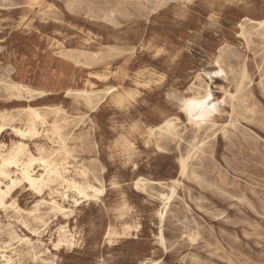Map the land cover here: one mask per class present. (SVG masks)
Here are the masks:
<instances>
[{"label":"rangeland","instance_id":"obj_1","mask_svg":"<svg viewBox=\"0 0 264 264\" xmlns=\"http://www.w3.org/2000/svg\"><path fill=\"white\" fill-rule=\"evenodd\" d=\"M263 17L264 0H0V112L16 125L29 104L48 112L50 121L57 108L83 117L63 128L72 151L69 170L73 176L87 168L90 180H101L107 191L100 202L71 207L72 250L52 245L63 217L51 218L46 229L33 222L25 227L13 212L0 211V242L14 231L35 246L34 252L18 248L22 255L14 264H264V40L253 30L242 39L238 28L244 18ZM61 46L99 58L84 69L60 57ZM221 49L234 72L226 80L214 76ZM244 66L249 79L235 110L227 104L217 127L193 129L180 112L186 101L176 98L190 96L188 88L203 72L214 76L207 82L221 103L224 90L235 93ZM91 74H109V84ZM87 80L96 89L134 93V99L118 104L108 98L93 112L65 95ZM14 83L51 94L12 97L7 88ZM174 116L180 118L176 140L150 136V128ZM45 135L29 142L33 152L57 149ZM195 137L207 144L180 178L179 159ZM18 140L10 128L2 137L7 146ZM140 178L180 182L162 227L161 188L140 192L134 186ZM16 198L24 210L39 200L28 189ZM124 221L139 224V231L123 235ZM109 227L119 234L112 245L105 241ZM36 228L42 235L32 232Z\"/></svg>","mask_w":264,"mask_h":264},{"label":"bare ground","instance_id":"obj_2","mask_svg":"<svg viewBox=\"0 0 264 264\" xmlns=\"http://www.w3.org/2000/svg\"><path fill=\"white\" fill-rule=\"evenodd\" d=\"M183 1L189 3L193 0ZM238 28L242 39L245 38L248 41V38L251 36L250 30H253L264 40V17L260 20L244 18L238 24ZM223 52L224 50L221 49L220 56L215 61L216 73H214V76L226 80L228 74L234 72L232 69H226L222 58ZM56 53L60 57L70 60L74 65L84 69L91 68L94 63L93 60L99 58V55L93 52H82L80 55H75L64 46H61L59 52ZM91 76H94L105 84H109V74H91ZM214 76L204 74L203 72L198 74L196 82L187 90L190 96L176 98L178 103L186 101V104L180 107V112L185 115L188 124L197 132L217 127L216 121L223 113L225 105L230 104L231 108L235 110L236 101L240 98L249 79L247 69L244 66L238 74L239 79L235 93L224 90V97L220 103L216 101L212 87L207 82V79L213 81ZM7 90L12 97L23 98L27 96L30 100L44 98L51 94L49 91L32 89L22 83H14ZM65 95L83 101L86 107L93 112L104 104L108 98L117 97L118 104H123L126 100L134 99V93L129 92L126 96H122L121 91L116 86L106 85L103 90L96 89V85L90 80H87L85 88L81 90L68 89ZM54 114L55 119L50 121L48 112H44L40 108L29 104L19 113L21 123L20 125H16L14 117L10 113L0 112V128L3 129V131H0V211L7 214L13 212L18 218H21V222L25 227H28L29 223L33 222L37 227L47 229L51 218L54 217L59 220L60 217H63L66 223L57 229V237L52 240V245L58 250L62 248L72 250L76 248L77 241L76 234L73 233L69 225L71 218L75 214V209H71V207H81L85 203L100 202L107 191L101 180L96 177L93 179L94 182L90 180L87 168L81 167L75 170L73 176L69 170L70 164L68 163V159L72 157V151L67 145L63 128L70 123L84 122L83 117L74 118L64 113L60 108H57ZM179 122V117H168L159 125L150 128V136L176 140L179 137ZM8 128L12 129L19 138L18 141L10 146L2 142L3 134ZM43 133L46 134L45 136L53 144L57 145V149L49 151L39 146L33 152L29 142L39 138ZM206 144L205 139L200 140L198 137H195L189 144L187 152L179 159L180 178L187 175L189 162L196 155L203 153ZM179 184L180 182L177 179L163 183L140 178L134 182L135 188L143 193L149 194L147 189L150 185L159 186L162 189L156 193L157 198L163 203V208L159 212L161 227L165 223L168 209L176 198ZM24 189H28L29 192L39 198L30 210L20 208L16 198L20 190ZM69 205L72 206L68 207ZM39 228L32 229V232L35 235H42ZM139 229L140 225L137 223L133 224L124 221L121 224L123 235H130L131 232H137ZM198 229L200 230V228ZM7 235L9 240L0 242V264H14V257L22 255L21 251L18 250L20 247H27L31 252L35 251V246L30 239L22 238L14 231H9ZM117 236L119 234L115 229L109 227L106 231L105 241L107 244L112 245ZM158 239L160 245L165 247L166 241L162 228ZM15 244H18V247H14ZM34 257H37L36 253H34ZM42 262L45 261L42 260ZM152 264H159V262H152Z\"/></svg>","mask_w":264,"mask_h":264},{"label":"snow or ice","instance_id":"obj_3","mask_svg":"<svg viewBox=\"0 0 264 264\" xmlns=\"http://www.w3.org/2000/svg\"><path fill=\"white\" fill-rule=\"evenodd\" d=\"M209 19L212 20V19H214V17H211V16H210ZM209 99H210V97H209ZM0 131H3V129L0 128ZM82 194H83V193H82Z\"/></svg>","mask_w":264,"mask_h":264}]
</instances>
